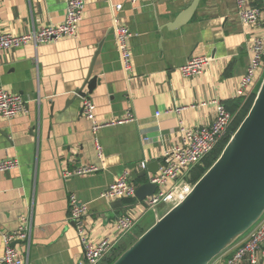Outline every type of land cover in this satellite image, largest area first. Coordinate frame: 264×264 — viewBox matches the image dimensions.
<instances>
[{
  "label": "crops",
  "instance_id": "obj_1",
  "mask_svg": "<svg viewBox=\"0 0 264 264\" xmlns=\"http://www.w3.org/2000/svg\"><path fill=\"white\" fill-rule=\"evenodd\" d=\"M66 1L0 0V32L22 34L59 24ZM83 2L75 37L0 52V87L27 102L25 112L0 119V159L17 161L16 168L0 171V232L12 231L24 218L28 220V245L14 244L21 264H77L82 259L69 213L72 194L87 204L83 236L91 243L104 237L115 239V220L122 214L134 218L136 225L120 241L150 227L171 207L169 203H160L146 216V201L133 195L102 197V192L124 170L133 180L143 170L144 160L147 176L156 174L164 152L180 143V125L211 124L215 114L211 100L232 108L256 92L263 78L264 67L257 72L250 94L236 96L251 57L249 45L254 37L264 40V21L259 27L241 22L235 0ZM114 3L122 4L119 21L131 33L130 73L123 71L115 46ZM193 3L190 17L174 25ZM202 54L211 56L203 72L184 77L180 66L190 56ZM89 75L97 78V84L90 93L86 86L84 91L100 121L121 117L128 108L135 117L99 130L100 156L90 121L81 112L82 98L75 96ZM88 164L98 170L64 175ZM171 184L168 180L161 188L167 190ZM235 243L209 264H223ZM2 250L0 233V256Z\"/></svg>",
  "mask_w": 264,
  "mask_h": 264
},
{
  "label": "built area",
  "instance_id": "obj_2",
  "mask_svg": "<svg viewBox=\"0 0 264 264\" xmlns=\"http://www.w3.org/2000/svg\"><path fill=\"white\" fill-rule=\"evenodd\" d=\"M139 1L130 0L132 5ZM256 0H235V7L241 22L252 26H261L264 21L263 6L256 5ZM83 0H67L64 20L56 25L33 28L22 34L0 32V52L9 47H17L23 44L37 46L42 43L56 41L64 37H75L83 11ZM122 9L121 3L111 4L112 31L115 46L118 51L121 67L125 73L132 71V55L129 49L130 30L119 21L118 14ZM251 57L248 60L245 73L240 78L236 88L237 97H247L255 82L257 72L264 67V40L254 37L249 45ZM211 59L210 55L202 54L190 56L180 66V73L184 77L199 75L203 72ZM214 105L213 122L208 125L185 127L179 126L180 143L173 145L164 152L163 163L158 172L148 177L149 181L157 186L155 192L145 201L150 210H155L160 203L167 202L171 206L180 201L191 189L189 180L190 170L201 164L202 159L209 154L220 139L225 136L233 120L232 114L222 102L211 100ZM204 103H201L203 105ZM27 102L19 94L11 93L0 87V119H11L17 114L25 112ZM180 108L176 109L178 112ZM81 112L90 121V130L93 136L97 155H101L102 147L98 142V132L101 128L131 122L135 119L131 109L123 116L100 121L95 114V105L88 97H82ZM17 167L15 159H0V171H7ZM140 168H146V161L140 163ZM98 170L93 164L82 165L72 171H66L64 175H82ZM168 180L172 184L167 190L161 186ZM136 184L131 180L129 172L124 170L102 192V197L123 198L134 196ZM70 218L75 221L76 231L82 247V259L77 264H99L120 242V239L129 233L136 225V220L127 214H122L115 220L118 236L110 240L101 238L96 243L89 242L83 236L82 218L87 212V204L81 203L72 194L68 199ZM3 250L0 256V264H21L17 257L13 243H29L30 226L28 220L16 229L0 232ZM240 243L233 249L231 255L223 264H264V215L246 232ZM236 245V243H235ZM234 245V246H235Z\"/></svg>",
  "mask_w": 264,
  "mask_h": 264
},
{
  "label": "water",
  "instance_id": "obj_3",
  "mask_svg": "<svg viewBox=\"0 0 264 264\" xmlns=\"http://www.w3.org/2000/svg\"><path fill=\"white\" fill-rule=\"evenodd\" d=\"M194 8L195 3L174 25L189 18ZM95 84L97 78L89 75L75 96L85 97L84 87L90 93ZM133 177L134 183L138 178L143 181L135 183L134 196L145 201L157 186L144 169ZM263 215L264 76L248 112L217 159L111 264H209Z\"/></svg>",
  "mask_w": 264,
  "mask_h": 264
},
{
  "label": "trees",
  "instance_id": "obj_4",
  "mask_svg": "<svg viewBox=\"0 0 264 264\" xmlns=\"http://www.w3.org/2000/svg\"><path fill=\"white\" fill-rule=\"evenodd\" d=\"M256 5H261L263 6L264 0H256L255 1ZM256 95V92H252L245 100H240L236 101L232 108H228V110L235 114L233 117V120L231 122V125L228 129V132L225 136H223L218 144L215 146V148L207 154L203 159L201 164H198L194 166L190 172H189V180L192 184L200 178V176L210 167V165L217 159L219 156L221 150L223 149L224 145L227 143L228 139L232 135V133L235 131V129L238 127L246 113L248 112L253 99ZM243 98V97H241ZM145 230L140 231L134 236L124 238L121 240L117 246L105 257L103 258L102 262H99V264H111V262L123 251L125 250L136 238L143 233ZM226 250V249H225ZM231 255V253H230ZM229 255V256H230ZM228 256V257H229Z\"/></svg>",
  "mask_w": 264,
  "mask_h": 264
},
{
  "label": "rangeland",
  "instance_id": "obj_5",
  "mask_svg": "<svg viewBox=\"0 0 264 264\" xmlns=\"http://www.w3.org/2000/svg\"><path fill=\"white\" fill-rule=\"evenodd\" d=\"M263 75H264V68H263V71H262V77H263ZM261 82V81H260ZM258 88H259V86H258ZM257 92V91H256ZM146 204V203H145ZM145 207H146V216L147 215H151V212H153L152 210H150V208H148V206H147V204L145 205ZM248 232V231H247ZM243 237L241 236L240 238H238L237 239V241H236V245H235V247L238 245V243H240V241H241V239H242ZM234 247V248H235ZM233 248V249H234ZM218 257V256H217Z\"/></svg>",
  "mask_w": 264,
  "mask_h": 264
}]
</instances>
